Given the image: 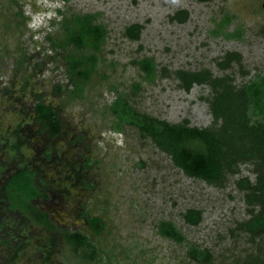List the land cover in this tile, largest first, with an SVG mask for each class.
Listing matches in <instances>:
<instances>
[{"label":"rangeland","instance_id":"rangeland-1","mask_svg":"<svg viewBox=\"0 0 264 264\" xmlns=\"http://www.w3.org/2000/svg\"><path fill=\"white\" fill-rule=\"evenodd\" d=\"M178 11L183 22L173 19ZM74 14L92 15L106 31L77 95L65 49L54 44L64 36L60 22ZM132 24L141 27L137 40L124 35ZM230 52L239 63L220 71L216 62ZM143 58L155 67L150 83L135 66ZM179 70L225 75L237 88L263 75L264 0H0V264H262L264 236L243 229L257 210L243 182H254L253 163H237L217 184L187 177L110 112L123 97L152 118L208 127L209 87L184 92ZM38 100L56 112L54 139L35 122ZM22 169L44 193L34 203L51 230L5 210L3 183ZM188 210L200 213L196 225L184 220ZM92 216L103 222L99 234L86 225ZM163 222L180 240L160 233ZM62 232L80 233L88 246L73 250ZM191 248L206 250L209 260H193Z\"/></svg>","mask_w":264,"mask_h":264},{"label":"trees","instance_id":"trees-1","mask_svg":"<svg viewBox=\"0 0 264 264\" xmlns=\"http://www.w3.org/2000/svg\"><path fill=\"white\" fill-rule=\"evenodd\" d=\"M185 11H178L173 19L183 22ZM63 38L54 43L65 49L63 62L67 77L74 94H79L84 82L90 77L97 65L106 36L104 27L95 23L89 14H74L61 22ZM141 27L132 24L124 31L129 40H137ZM230 38V35H226ZM232 63H239L236 53H226L216 67L220 71L228 69ZM142 80L152 82L155 67L150 58H143L135 63ZM179 88L188 92L192 85H207L210 89L208 101L211 124L202 129L189 127L186 120L170 124L136 111L123 97H117L110 107V112L118 122L134 127L140 136L149 139L158 149L168 155L174 167L185 176L199 179L207 184L222 181L227 172H233L236 164L243 161L253 163L255 180L253 183L243 180L247 190L245 198L248 203L257 206L256 212L243 223V229L250 237L264 236V74L240 87H235L228 76L213 77L207 70L176 71ZM137 85H134L136 88ZM35 122L48 139H54L61 132V125L56 112L49 105L36 101L32 107ZM35 175L26 169L11 173L2 186L5 210L18 213L32 224L45 230L54 228L49 215L34 203L44 193L37 186ZM184 220L196 225L200 213L188 210ZM86 225L93 234H99L103 222L98 217L86 219ZM160 233L170 239L180 240L179 233L168 222L160 225ZM64 242L73 250L84 248L88 243L77 232H62ZM193 260H209L206 250L191 248ZM264 264V261H262Z\"/></svg>","mask_w":264,"mask_h":264},{"label":"clouds","instance_id":"clouds-1","mask_svg":"<svg viewBox=\"0 0 264 264\" xmlns=\"http://www.w3.org/2000/svg\"><path fill=\"white\" fill-rule=\"evenodd\" d=\"M173 2H175V0H173ZM39 20H40V18L38 16L34 17L32 24H30L29 26L30 27H36L38 22H39Z\"/></svg>","mask_w":264,"mask_h":264}]
</instances>
